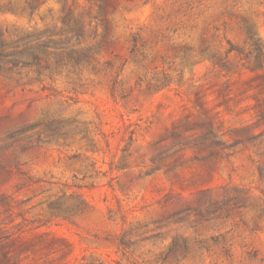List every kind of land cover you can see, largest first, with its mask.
I'll list each match as a JSON object with an SVG mask.
<instances>
[{"label":"rangeland","instance_id":"obj_1","mask_svg":"<svg viewBox=\"0 0 264 264\" xmlns=\"http://www.w3.org/2000/svg\"><path fill=\"white\" fill-rule=\"evenodd\" d=\"M2 57L0 264H264V0H0Z\"/></svg>","mask_w":264,"mask_h":264},{"label":"trees","instance_id":"obj_2","mask_svg":"<svg viewBox=\"0 0 264 264\" xmlns=\"http://www.w3.org/2000/svg\"><path fill=\"white\" fill-rule=\"evenodd\" d=\"M60 44L61 43L48 41V42H45V43L41 44V46L39 48L45 52L49 48H57V46H60ZM255 45H256L257 48H259V45L257 43H255ZM31 52L34 53L33 51H31ZM58 59H59V57H58ZM0 60L3 63L12 64L15 67L18 66L19 64H22V67H30L31 66V63H19V61H17V60L7 59L6 57H2V58H0ZM35 64L39 66V60H38V57L37 56H35ZM206 142L207 141H204V143H206ZM210 143H211V146L212 147H220V146H223V144L220 141H218L217 139H211V142Z\"/></svg>","mask_w":264,"mask_h":264}]
</instances>
